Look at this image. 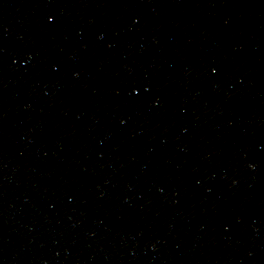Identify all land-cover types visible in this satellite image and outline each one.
I'll return each mask as SVG.
<instances>
[{"label": "water", "instance_id": "95a60500", "mask_svg": "<svg viewBox=\"0 0 264 264\" xmlns=\"http://www.w3.org/2000/svg\"><path fill=\"white\" fill-rule=\"evenodd\" d=\"M0 264H264V0H0Z\"/></svg>", "mask_w": 264, "mask_h": 264}]
</instances>
